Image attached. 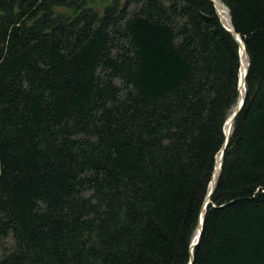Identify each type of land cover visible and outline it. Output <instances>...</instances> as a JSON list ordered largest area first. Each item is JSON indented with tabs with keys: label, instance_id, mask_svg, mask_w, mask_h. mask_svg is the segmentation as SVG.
Segmentation results:
<instances>
[{
	"label": "trees",
	"instance_id": "16d2710c",
	"mask_svg": "<svg viewBox=\"0 0 264 264\" xmlns=\"http://www.w3.org/2000/svg\"><path fill=\"white\" fill-rule=\"evenodd\" d=\"M191 264H264V0ZM211 0H0V264H187L237 102Z\"/></svg>",
	"mask_w": 264,
	"mask_h": 264
},
{
	"label": "water",
	"instance_id": "95a60500",
	"mask_svg": "<svg viewBox=\"0 0 264 264\" xmlns=\"http://www.w3.org/2000/svg\"><path fill=\"white\" fill-rule=\"evenodd\" d=\"M211 1L213 2V5L216 8L215 1L214 0H211ZM216 11H217V9H216ZM217 13H218V11H217ZM218 15H219V13H218ZM219 19H220V22H221L222 26L235 38V40L238 43V55H239V63H240L241 62V59H240L241 46H242L243 50L245 51L244 42H243L240 34L238 32H236L233 29V27L229 28L225 24H223L222 21H221L220 16H219ZM245 54H246V57H247L246 67L243 70L242 78L241 77L238 78V84H237L238 85L239 96H238L237 102H236V104H235V106H234V108L232 110V113L229 115V117L225 121V125H224V128H223L225 139H224V141H223V143H222V145H221V147H220V149L217 152V155L215 157V165L213 167L211 179H210V181L208 183V186H207V194L205 195L204 200L202 202V205H201V207L199 209L196 229L194 231L193 237H192L190 245H189L190 258H189V262L187 264H191L192 263V260H193L192 249L198 243L199 238H200V233H201V230H202L203 214H204V211H205V208H206L207 204L210 202V196H211V193H212L214 185H215L216 176H217V174H218V172H219V170L221 168L223 153H224V150H225L226 145H227L228 135H229L230 130H231L233 118L235 117L236 113L239 111V109L241 108V106L243 104V100H244V95L243 94H244V92L242 93V88H243V91H244L245 90V75H246L247 66H248V56H247L246 51H245ZM217 157H218V160H217Z\"/></svg>",
	"mask_w": 264,
	"mask_h": 264
},
{
	"label": "bare ground",
	"instance_id": "6f19581e",
	"mask_svg": "<svg viewBox=\"0 0 264 264\" xmlns=\"http://www.w3.org/2000/svg\"><path fill=\"white\" fill-rule=\"evenodd\" d=\"M216 3V9L219 13V16L221 18V21L223 24H225L227 27L232 28L231 23H230V19H229V15H228V10L227 8L218 0H214ZM241 55H240V66H239V70H238V78L241 77L242 78V73L244 68L246 67V61H247V57L245 54V51L243 50L242 46H241ZM243 88H242V93H243ZM218 160V157H217Z\"/></svg>",
	"mask_w": 264,
	"mask_h": 264
},
{
	"label": "rangeland",
	"instance_id": "374dc122",
	"mask_svg": "<svg viewBox=\"0 0 264 264\" xmlns=\"http://www.w3.org/2000/svg\"><path fill=\"white\" fill-rule=\"evenodd\" d=\"M12 245V239L10 237L0 238V253L8 251Z\"/></svg>",
	"mask_w": 264,
	"mask_h": 264
}]
</instances>
